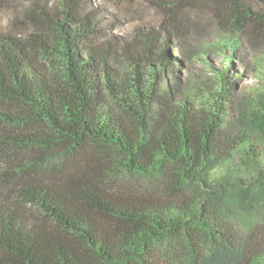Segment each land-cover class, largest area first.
<instances>
[{"label": "trees", "instance_id": "1", "mask_svg": "<svg viewBox=\"0 0 264 264\" xmlns=\"http://www.w3.org/2000/svg\"><path fill=\"white\" fill-rule=\"evenodd\" d=\"M155 5L160 30L141 31L136 45L124 46L131 68L124 72L111 66L118 45L102 41L94 14L81 15L73 0L33 13L40 32L0 33L3 143L50 155L0 172V264H264L254 240L230 224L234 204L247 208L246 226L264 212L259 147L254 139L232 147L225 140V102L235 85L220 73L218 89L198 105L182 84L158 91L161 77L188 57L174 45L190 35L180 20L185 10L209 8L221 29L254 44L264 38V0ZM102 81L120 117L104 110ZM259 119L264 124V113ZM67 157L83 161L64 174L56 163ZM120 174L161 182L163 190L113 192L109 179Z\"/></svg>", "mask_w": 264, "mask_h": 264}, {"label": "rangeland", "instance_id": "2", "mask_svg": "<svg viewBox=\"0 0 264 264\" xmlns=\"http://www.w3.org/2000/svg\"><path fill=\"white\" fill-rule=\"evenodd\" d=\"M64 0H0V33H10L25 38L29 34L40 32L30 20L32 14L40 15L41 9L61 4ZM156 0H73L81 7V15L94 14L101 31L102 41H112L118 45V53L113 55L111 66L120 72L130 70V61L124 57L125 45L137 44L141 31H159L163 15L155 5ZM182 25L189 30L190 35L181 37L174 44L178 49L187 54V59L182 67L172 74L165 73L160 82L158 91L166 85L178 83L183 85V91L192 95L191 102L198 105L202 97L208 96L209 90L218 85L214 80L222 73L228 75L235 85L232 95L225 102L228 109L225 116L224 135L226 144L232 147L242 139H254L259 147L264 163V124L259 116L264 113V38H255L254 44L247 40L246 35L226 31L220 28L213 19L209 8L188 9L180 15ZM175 55L179 51L175 50ZM228 70L230 71L229 73ZM175 74V75H173ZM226 81V78L223 79ZM151 82V81H150ZM154 83V81L152 82ZM104 110L110 111L115 117L120 113L115 109L109 90L104 86ZM156 84V83H154ZM193 95L196 98L193 99ZM5 109H12L4 106ZM7 130L0 126V172L6 170L8 165L29 167L33 162L46 159L48 152L38 148H22L19 146H6L3 143ZM57 154V153H56ZM74 158V157H73ZM83 161L65 158L57 161L63 162V172L66 173ZM239 156L235 157L237 164ZM96 165V162H93ZM81 166V165H80ZM248 170L244 168V175ZM247 180V179H246ZM113 192L125 187L141 189L143 192L154 189L160 193L163 190L161 182L148 181L134 178L130 175H117L110 177ZM198 193L189 190L187 197ZM183 197V195L181 196ZM31 216L43 219L35 209L26 208ZM247 212L245 207L232 206L231 228L239 236L253 239L252 247L264 253V212L256 214L258 222L253 226H246L242 220ZM251 243V240H248Z\"/></svg>", "mask_w": 264, "mask_h": 264}]
</instances>
